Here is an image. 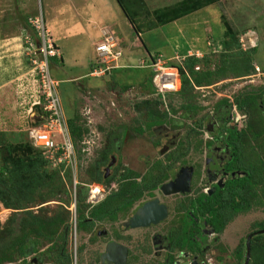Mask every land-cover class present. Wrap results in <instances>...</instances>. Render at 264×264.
<instances>
[{
	"label": "rangeland",
	"instance_id": "1",
	"mask_svg": "<svg viewBox=\"0 0 264 264\" xmlns=\"http://www.w3.org/2000/svg\"><path fill=\"white\" fill-rule=\"evenodd\" d=\"M178 1L180 0H145L150 13L154 9L170 6ZM82 4V0L72 2L71 0H0V130L4 131L11 141H29V128L39 126L44 121L42 107L37 103L41 90L39 74L41 55L36 51L39 39L34 35L33 30L24 27L23 17L27 16L30 22V19L43 16L47 28H50L52 36L56 37L54 41H57L62 47L71 49L69 57L75 58L78 52L73 47L83 38ZM74 11L79 12V17L76 15V18L70 22ZM194 14L196 15H190L194 18V26L185 29L184 41H180L182 44H186L195 39L197 47L193 48L201 46V54L196 53L195 50H192L193 54L191 55L188 53L185 54L186 56L177 54L173 58L170 53L166 54L168 49H173V45L177 41L175 40L176 31L173 29L168 32L169 35H163L157 31V33L145 34L143 39L152 50L163 51L165 55H169L170 59L166 58L171 63L182 65L188 56L208 57L211 63L210 67L217 69L224 52L223 41L230 38L228 24L233 28L242 49L251 53L254 67L250 69L249 74L238 76L237 73L229 70L223 75L215 76L212 84L196 86L192 101L198 104L200 109L197 110V114H194V119L200 123L198 127L203 129L207 114L226 104L230 105V110L233 111L236 108L238 115L241 114L245 117L244 128L252 133L244 135L241 152L246 157L248 164L252 167L255 166L258 182L256 199L260 198L264 202V0H219ZM121 16L125 18L123 13ZM78 18L80 20L77 24L79 25L78 30L74 29L77 35L63 39L61 36L66 31L73 34V29L69 30V28L74 26V22ZM52 23H55L54 29ZM66 27L68 29L64 30ZM121 27L124 29L123 25ZM172 27L174 26L170 24L163 27L162 30ZM28 40L33 41L32 46L28 44ZM102 40L95 43L98 44ZM65 41L68 45L65 44ZM166 41L168 48L164 50L167 47ZM88 42L90 44H87ZM88 42L85 43L87 44L86 50L89 49L88 45L91 49L93 47L92 40H88ZM140 61L136 66L139 67ZM76 64L79 65L76 66ZM80 64V61L72 64L69 60L65 66H60L56 60L50 64V73L53 78L62 79L58 83V89L67 120L76 117L77 124L84 130L83 138L77 142L78 179L82 182L78 184L77 192L81 188L80 186L89 189L88 185L94 183V180L91 179L93 166L106 144L107 135L110 133L118 135L123 129H127L126 138L124 137L122 140V136H120L119 139L122 147L117 153L118 172L115 180L123 177L130 178L128 180L130 184L126 188L132 186L133 180L135 181L134 185L141 182L139 185L142 188L147 184L156 183L157 189L154 193H149L146 189L144 193L156 194L162 201L170 204L176 203V200H172L175 198L174 195L166 196L158 187L165 179L163 175L158 176V174H162L161 170L167 167L169 157L177 156V159H180L182 156L185 159L188 155V161L203 165L204 151L206 150L204 147L208 139L204 130H200L198 135L190 133L189 128H193L191 124L194 119L190 120L189 117H185L183 125L178 124L173 127L175 132H180L181 137L178 141L181 140L182 145L174 148L167 156V152L161 148L162 141L165 139L161 127L163 124L169 123L171 115L179 116L183 110L191 113L189 109L185 108L189 101L178 92H168L164 96H159L153 86L148 84L142 87L138 81L133 82L129 89H125V81L116 82L108 74L113 70L112 68L99 76H87L84 79L69 82V77L83 74V66ZM200 66L203 65L200 63ZM198 68L196 67V69ZM117 76L121 77L120 73ZM252 96L259 99V107L252 102L242 109L237 107L243 99H249ZM184 132L188 140L191 138L190 144L184 142ZM152 141L155 143L154 146ZM195 145H197L198 151L200 150L197 153H193L191 150V148H195ZM142 157L145 158L146 164ZM128 166L141 172L142 176L138 177L140 179H135V175L128 172ZM124 169L127 170L126 173ZM157 180L158 182H156ZM65 182L66 191L59 197L51 198L46 202L39 201L35 206H32V209L35 213L46 217L63 211L62 214L66 216L65 221L58 228L52 226V231L57 228L55 233L61 232L68 224L69 230L63 251L71 256V264H88L86 261L89 257L87 247L90 249V256L93 257L96 255L94 247L97 246H93V240L89 242L92 234L90 228L97 229L99 226H105L107 229L113 230L118 223L123 225V222L128 221L135 206L132 205V209L129 208L121 212L120 222H118L119 220L115 223L111 220L102 222L92 220L88 224L90 227L84 223L81 225L85 219L91 217L93 203L88 202L87 198L81 204H75L72 183L69 178ZM210 185V182H203L200 187L196 184L195 196L200 192H207ZM179 208L178 213L172 211L173 215L161 224L163 227L176 224L175 228H181L186 206ZM25 216L24 212L5 207L0 202V230L4 231L3 236L0 237V248L6 246L5 249L10 251L16 245L19 246V242H22L23 239L33 242L26 247L25 254H19L16 248L14 258L2 264H35L34 258L39 259L38 264H57L61 242L58 238L48 240L42 237L38 238L35 233H31L32 228L27 223ZM198 219L199 225L206 229L203 218ZM263 224L264 204L255 206L245 213L237 214L227 222L220 233L211 232L209 236L206 234L204 235L206 237L203 236L204 244L209 247H207L204 258L200 257V260L207 262L208 260L205 259H212L214 256L217 263L244 264L248 237L251 235L249 239L251 247L252 234H264V232H260ZM257 230L259 232H256ZM24 233L27 234L26 237L22 236ZM59 234L57 236H60ZM197 235L200 236L199 233ZM53 237L55 236L53 235ZM109 238L110 236L105 239L101 238L102 242H100L94 235V241L97 240L100 248H103ZM15 241L17 244L14 243ZM251 257L250 252L248 264H253Z\"/></svg>",
	"mask_w": 264,
	"mask_h": 264
},
{
	"label": "trees",
	"instance_id": "2",
	"mask_svg": "<svg viewBox=\"0 0 264 264\" xmlns=\"http://www.w3.org/2000/svg\"><path fill=\"white\" fill-rule=\"evenodd\" d=\"M218 1L219 0H180L173 5L154 9L150 13L145 0H118L125 15L138 31L141 29L150 30L159 25H164ZM23 24L25 28L33 30L34 35L38 38L37 31L29 22L27 16L23 17ZM227 29L230 38L223 41L224 52L219 62L220 65L217 64V69H212L210 67L211 63L208 57L200 58L198 56H188L184 60V63L180 65L183 78L182 86L178 93L189 101L188 104L185 105V108L189 109L193 114H197V110L200 109V106L192 101L196 86L212 84L215 76L223 75L229 70L237 73L238 76L249 74L250 69L254 67L251 53L242 49L239 38L236 36L237 34L229 24ZM253 50L255 51V48H253ZM54 60L57 61L58 57H50L49 63L51 64ZM200 63L203 66H200ZM196 67L199 68L196 69ZM185 74L188 76L186 77ZM152 76L153 72H151L148 77V84L154 87ZM124 87L127 89L129 85ZM251 102L257 107L260 106L259 99L256 96H252L249 97V99H243L242 102L238 103L237 107L242 109ZM68 124L77 144V142L83 138L84 130L77 124L76 117L68 119ZM107 154L108 152L104 151L101 160H106ZM97 164L100 163L97 161ZM247 170L248 174L246 176L230 179L224 187H217L212 194L201 192L196 200L190 201L191 205L188 210H190L191 214H189V220L184 222L186 231L184 230L183 233L180 234L187 236L184 238L185 241L183 243H181L182 240L179 238V240L175 242V245L184 247L194 238V244H190L189 249H195L194 247L198 244L197 248H199L201 252L205 233L202 228L196 226L193 217L203 218L204 228L213 229V231L220 233L227 222L237 214L245 213L255 206L264 204L260 198L256 199L258 182L255 166H250ZM67 178H69L72 183V174L69 170L65 172V176H62L57 168H52L50 166L49 160L45 158L42 150L35 147L30 140L25 142H13L6 136L4 131L0 130V202H2L5 207L24 212L26 221L32 228L30 232L35 233L38 238L42 237L48 240H55L58 238L61 243L57 264H71V256L65 254L63 251L66 245L67 232L69 230L68 224L64 226L61 232H58L60 236H57L58 233H55L58 226L65 221L66 216L62 214L64 213L63 211H59L51 217H46L40 213H35L32 206H35L39 201L46 202L51 198L54 199L55 197H59L61 193L66 191L65 181ZM91 179L106 183L112 181V178L104 180L100 174L94 175L93 173ZM122 179L127 181L126 183L123 182L120 190L112 191L105 197L102 203L92 208V220H113L115 217L112 214V210L115 208V204L119 203L120 208L125 211L133 205L135 199L142 196L144 188H140V190L139 186L126 188L130 184L128 183V177H123ZM80 187L81 188L78 189L77 192V204H81L88 196V188L83 186ZM136 190L141 192L138 193ZM131 193H135L137 196L132 198L130 197ZM190 216L192 218H190ZM83 223L85 225L90 224L89 221L87 223L84 221L81 225ZM52 226H56L57 228L52 231ZM260 229H264V224ZM256 232H259V230ZM3 233L4 231L0 230V237L3 236ZM198 233L201 237L197 235ZM53 235L55 237H53ZM22 236L26 237L27 234L24 233ZM263 240L264 234H252L251 259L253 264H264V243L261 244ZM14 243L17 244L16 241ZM32 243V241H25L23 239L22 242H19V246L16 245V247L10 251L5 249L6 246H2V248H0V264L13 259L16 248L19 254H25L26 247Z\"/></svg>",
	"mask_w": 264,
	"mask_h": 264
},
{
	"label": "flooded vegetation",
	"instance_id": "3",
	"mask_svg": "<svg viewBox=\"0 0 264 264\" xmlns=\"http://www.w3.org/2000/svg\"><path fill=\"white\" fill-rule=\"evenodd\" d=\"M236 110H237L236 108L233 111L230 110V105L226 104L212 113L209 112L207 114V117L205 116L206 117V122L204 124L205 129L204 128L201 129L198 127L200 126V123H198L197 120L194 119L193 113H187L184 110L180 112L179 116L171 115L169 123L168 124L165 123L162 125L161 129L163 130V135L165 139L162 141L161 148L167 152V156L170 155V153L174 150V148H178L182 145L181 143L182 141L181 140L178 141L179 137H181V134L180 132H175L173 127L178 124L183 125L185 117H189L190 120L194 119L191 124L193 128L190 127L189 132L192 134L193 133L197 134L200 133V130L202 131L204 130V132L206 133V138L208 140H206L205 142L204 149L206 150L204 151L205 157H204L203 165H200L198 162L188 161L189 159L188 155L185 157V159L182 156L180 159H177V156L173 158L169 157L167 167L161 170L162 174H158V176L163 175L165 177L164 181L162 182L163 184L165 182H170L175 180L178 174L181 172L182 169L184 170V168H187L186 171L188 173L190 172L192 173L189 192L187 193L178 192V193L168 194V195H175L176 203H180V204H176L178 207H183V206L187 207L186 208L187 210H185L186 211L185 215L187 214V217L185 218L183 217V222L182 225L180 226L181 227L180 229L175 228L174 225L176 224H170L166 228L163 227L161 224L165 222L169 217H171V215H173L172 212H170L169 203L166 201H162L160 197H158L156 194L148 195L147 193H144L145 189L149 193H154V191L157 189L156 183L147 184L144 187L142 196L135 199L133 203L135 207H133V211L132 214L129 216V219L135 214L138 208H140L143 205V203H145L150 199L158 197L162 203H165L168 206L169 214L164 220H162L156 225L138 227V228H145L150 231L153 230V232H150L143 237V241H142L143 243L141 242L139 244V247L142 253L146 255L152 254L151 258L154 261L156 258H159V256L167 257L168 256L167 252L170 253L173 247L174 248L176 247V249L178 250L177 253L181 254L180 257L182 258H184L183 255H187L188 253H190V258L192 260L195 257H198L199 261H201L200 257L204 258V256L206 255L207 247H209L207 244H203V246L200 245L201 252L199 251V248H197L198 244H196V242H195L196 247H194L195 249L193 250L189 249V245L194 244L193 242L195 241L194 238L193 240H190L189 244L185 245L186 247L185 246L180 247L178 245H175V242L179 240V238H181L182 240L181 243L185 241L184 240L185 236L180 234L183 233L184 230L186 231L184 222H186V220H189V214H191L190 210H188V208H190L191 205L190 201L196 200L199 195L198 194L195 196L196 184H198L200 187L202 186L203 182H210L211 187L207 188L206 193L212 194L217 187L219 186L224 187L225 184L230 179L244 177L248 174L247 169L248 167H250V165L246 161V157H244V155L241 152V144L242 142H244V138H243L244 135L248 133L250 135L252 132H250L247 128H244L243 121L245 117L241 114L238 115ZM185 136L186 134L184 132V138L183 137L182 138L184 139V142L186 141L187 143L190 144L191 138L188 140L187 136L186 137ZM119 139H120L119 134L116 135V133H112V134L110 133L109 135H107L106 144L102 148L99 154V159L97 160L98 163L100 164H97V161L94 163L92 173L94 175L100 174L102 178H104V180H106L107 178H112V181L106 183L103 181L94 180L95 184H101L102 188H104L105 191L106 190L107 191L106 194L99 201L90 200L87 196L88 199L87 198L86 199L88 200V202L93 203L91 208H93L97 204L102 203L105 197L112 191L120 190V188H122L123 182L126 181L125 179L122 178L115 180V177L117 176V172H118L117 153L120 152L122 147V144H120ZM152 144L154 146L155 143L152 141ZM196 146L197 145H195V148H191V150H193V153H197L198 151ZM104 151L108 152L107 159L101 160L102 153ZM143 160L146 164L145 158H143ZM111 162H113L112 165H110ZM128 167H129V169L127 168L128 172H132L134 175H136L134 177L135 179H137L139 176L140 177L142 176V174L140 175L141 173L140 171H135L132 166H128ZM124 171L125 173L127 172V170L125 169ZM128 180H130V178H128ZM133 181L131 182V185L135 187L139 186V190H140V188H142V186L139 185L141 182H137L136 185H134L135 181L134 182ZM183 181H185V179ZM156 182H158V180ZM160 186L158 187L160 188ZM136 192L139 193L141 191L136 190ZM163 194L167 196V194L165 193ZM135 196H137V194L135 193L130 194V197L132 198ZM130 208L132 209V206H130ZM121 212L124 211L120 208V204L119 203L115 204V208L112 210V214L115 217V219L111 220L113 223L119 220ZM176 213H178V211ZM190 218L192 217L190 216ZM129 219L127 222H123V225H120L118 223L113 230H109L105 226H99V228L97 229L94 228L92 229V227L90 228L91 229L90 233L92 234L90 236L89 242L93 240V246L94 245L97 246L94 247V253H96V255H94L93 257L90 256L91 252L90 249H88L87 247V253L89 252V257L87 258L86 261L88 264H109V262H107V259L104 260L102 256L107 250L109 243L112 241L115 242L117 245L125 246L126 249L125 253H123V251L121 250L114 251V258H115L114 261L119 264H130L131 260L135 258V255L132 254L131 249L128 248L127 246L128 242L133 240V236L128 233V231L132 228L126 227V223L129 222ZM194 220L196 222V226L202 228L198 223L199 220L198 217L196 218L193 217V221ZM84 221H86V223L88 221L91 223L92 217L85 219ZM98 221L102 222L103 220H98ZM118 222H120V220ZM87 226L90 227V225ZM203 232L206 234V236H209L211 232H215V231H213V229L206 228L203 229ZM94 235H96V238L100 242H102L100 240L101 238L105 239L107 238V236H110V238L103 245V248H100V244L97 242V240L94 241ZM163 250H165L166 252L163 253ZM38 260L39 259L34 258V262L36 261L35 264H38ZM205 260L208 261L204 263L213 264L212 262L215 261V258L213 256L212 259L207 258ZM155 263L159 264L158 261Z\"/></svg>",
	"mask_w": 264,
	"mask_h": 264
},
{
	"label": "crops",
	"instance_id": "4",
	"mask_svg": "<svg viewBox=\"0 0 264 264\" xmlns=\"http://www.w3.org/2000/svg\"><path fill=\"white\" fill-rule=\"evenodd\" d=\"M74 0H71V2ZM83 4V28L80 26V28L83 29V38L78 41V44L74 45V49L78 54L75 55V58L69 57L71 55V49H67L65 46H60L59 43L56 42L59 51H60V57H58L57 63L60 66H65L67 63V60L72 62V64H75L76 62L80 61V66H83V74H79L77 76H71L68 78L69 82L72 81H78L79 79H84L87 76H93L91 74V71L93 69V66L95 65V61L97 59V52H96V43L100 40L104 41L107 37L112 38V41L115 43V46L118 51H120V57L116 62H112L115 67H113L108 74L111 75L112 79L114 78L116 82L119 81H125V86L129 85V88L132 86L133 82H139L142 87H145L148 85V77L151 74V68L149 66H136L140 60H148L152 54L155 53H162L163 51H154L150 48L149 44L143 39L144 35L151 34V33H157V31H160V34L163 35H169L168 32L173 29L176 31V39L177 40L174 45L173 49L167 50L168 48V42L167 47L164 48V50H167L166 54H171V57L177 56V54H183V56H186L185 54H193L192 50L196 51V53H200V48H193L197 47L195 45V39H192L189 43L182 44L180 40H183L184 38V32L185 29L189 26H194V18L190 15H196L194 13L198 12L194 11L190 14H187L183 17H180L179 19H176L174 21H171L169 23H166L164 25H159L153 29L145 30L141 29L140 31L136 30L128 17L123 12L118 0H82ZM203 9V8H202ZM121 13H123L125 18H122ZM105 14V15H103ZM76 15L79 17V12L76 13L74 11V15H71L70 22L76 18ZM80 20L77 19L76 22H74V26L69 30L73 29V34H70L69 31H66L64 35L61 37L63 39H68L71 37H75L77 32H75L74 29L78 30V27ZM172 24L174 27L167 28L165 30H162L163 27L168 26ZM55 23H52L53 29L55 28ZM121 25L124 26V29L121 27ZM127 28V29H125ZM68 29L66 27L64 30ZM50 31H52L49 28ZM178 35V36H177ZM65 37V38H64ZM54 40L56 37H53ZM164 38V37H163ZM88 40H92V49L88 45V48L86 50V45L90 44ZM184 41V40H183ZM88 42V43H87ZM154 42V41H153ZM87 43V44H85ZM150 43V42H149ZM65 44L68 45V43ZM151 44V43H150ZM155 44V43H153ZM165 46V45H164ZM155 52V53H154ZM201 54V53H200ZM165 55V54H164ZM198 55V54H197ZM79 57V58H77ZM165 57H169V55H165ZM79 64H76V66ZM75 66V67H76ZM79 67V66H78ZM120 73L121 77L118 78V74ZM134 73V75H133ZM134 79V81H132ZM59 82L62 79H57ZM132 82V83H131ZM125 88V87H124ZM127 88V89H129ZM155 89V88H154ZM114 90V89H111ZM126 131L127 129H123L121 133L119 134L123 138H126ZM135 171L136 168L133 167ZM138 179V178H137ZM175 196V195H174ZM172 200H175L173 198ZM170 212L178 211L180 209L176 203L170 204ZM187 210V209H185ZM183 217H187V214ZM149 231V232H148ZM153 232L152 230H147L145 228H132L128 231L129 234L133 236V240L128 242L127 246L131 249L132 254L135 255V258L131 260L130 264H158L155 262H159V264H172V262H167L166 258L164 256H159V258H156L155 261L151 258L152 254L146 255L141 252V249L139 247V244L143 241V237ZM143 243V242H142ZM166 252L163 250V253ZM178 250L176 247L171 250L170 253L167 252L168 255H172V258H175ZM191 259V258H190ZM192 261V259H191ZM213 264H224V263H217L216 261L212 262Z\"/></svg>",
	"mask_w": 264,
	"mask_h": 264
},
{
	"label": "built area",
	"instance_id": "5",
	"mask_svg": "<svg viewBox=\"0 0 264 264\" xmlns=\"http://www.w3.org/2000/svg\"><path fill=\"white\" fill-rule=\"evenodd\" d=\"M30 23L37 31L39 39L36 51L41 55L39 66L41 90L37 103L42 107L44 121L39 126L29 128L28 137L35 147L42 150L52 168H57L62 176H65L67 170L72 174L74 203L77 204V187L82 183L78 179V147L65 116L58 89L59 81L50 73L49 58L60 57V51L43 16L30 19ZM28 44L32 46L33 41L28 40ZM115 48V43L109 37L96 45L97 59L91 71L92 75L105 74L107 70L116 66L112 62H116L121 54ZM139 66L151 68L152 82L159 96L180 91L182 86L180 65L169 62L164 54H152L147 61L141 60ZM88 187L90 200L99 201L106 194L101 184L92 183Z\"/></svg>",
	"mask_w": 264,
	"mask_h": 264
},
{
	"label": "water",
	"instance_id": "6",
	"mask_svg": "<svg viewBox=\"0 0 264 264\" xmlns=\"http://www.w3.org/2000/svg\"><path fill=\"white\" fill-rule=\"evenodd\" d=\"M112 163L113 162H111L110 165H112ZM186 169L187 168H184V170L182 169L175 180L161 184V191L167 195L178 192H189L192 173H188ZM184 179L185 181H183ZM168 214V206L165 203H162L160 199L156 197L143 203V205L138 208L135 214L129 219V222L126 223V227L138 228L142 226L145 227L156 225L162 220H164L168 216ZM260 232H264V229L260 230ZM250 237L251 235L248 238L250 239ZM249 239L247 242V254L244 264H248L250 260L251 247ZM116 250H121L123 251V253L126 252L125 246L117 245L115 242L112 241L109 243L107 250L103 254V259H107V262H109V264H119L114 261V251ZM183 256L184 258L180 257V255L174 256L175 258H172V255H168L166 260L167 262H172V264H206L204 262L199 261L198 257H195L191 261L190 253Z\"/></svg>",
	"mask_w": 264,
	"mask_h": 264
}]
</instances>
